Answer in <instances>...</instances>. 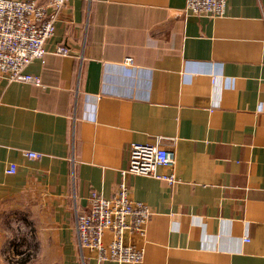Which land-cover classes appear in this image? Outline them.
I'll use <instances>...</instances> for the list:
<instances>
[{
	"label": "crops",
	"instance_id": "crops-1",
	"mask_svg": "<svg viewBox=\"0 0 264 264\" xmlns=\"http://www.w3.org/2000/svg\"><path fill=\"white\" fill-rule=\"evenodd\" d=\"M185 7L69 0L37 83L0 77V264H119L80 247L77 216L122 184L153 212L125 234L139 264H264V0ZM133 144L175 150L178 182L125 173Z\"/></svg>",
	"mask_w": 264,
	"mask_h": 264
},
{
	"label": "built area",
	"instance_id": "built-area-1",
	"mask_svg": "<svg viewBox=\"0 0 264 264\" xmlns=\"http://www.w3.org/2000/svg\"><path fill=\"white\" fill-rule=\"evenodd\" d=\"M69 0H0V77L8 82H35L37 79L26 73L36 60L48 54L47 44L53 38L56 24ZM228 0H186L185 16L217 18L225 14ZM56 54L67 55L63 46ZM26 156L38 159L39 154ZM177 162L175 150L151 144H133L129 148V166L125 173L154 177L170 186L178 179L174 173ZM160 167L170 174H159ZM14 174L11 166L6 171ZM153 215L142 203L129 199L128 188L122 184L119 192L104 198L93 193L86 212L77 216V234L82 249L99 254V261H114L119 264H139L144 259L143 250L125 243V234L144 235ZM112 234L106 244L105 236Z\"/></svg>",
	"mask_w": 264,
	"mask_h": 264
}]
</instances>
